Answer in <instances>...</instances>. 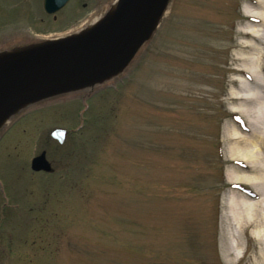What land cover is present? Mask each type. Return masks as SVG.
Returning <instances> with one entry per match:
<instances>
[{"label":"rangeland","instance_id":"1","mask_svg":"<svg viewBox=\"0 0 264 264\" xmlns=\"http://www.w3.org/2000/svg\"><path fill=\"white\" fill-rule=\"evenodd\" d=\"M248 1L168 0L127 66L1 118L0 264H264L224 219Z\"/></svg>","mask_w":264,"mask_h":264},{"label":"water","instance_id":"2","mask_svg":"<svg viewBox=\"0 0 264 264\" xmlns=\"http://www.w3.org/2000/svg\"><path fill=\"white\" fill-rule=\"evenodd\" d=\"M68 0L48 12H54ZM51 2L46 0L45 6ZM168 0H120L112 18L100 30H92L79 44L58 46V41L23 58L0 63V119L21 103L74 89L103 79L132 58L152 33ZM20 60V64H15ZM124 65V66H122ZM33 172L52 171L42 151L30 162Z\"/></svg>","mask_w":264,"mask_h":264},{"label":"bare ground","instance_id":"3","mask_svg":"<svg viewBox=\"0 0 264 264\" xmlns=\"http://www.w3.org/2000/svg\"><path fill=\"white\" fill-rule=\"evenodd\" d=\"M119 2L120 0H114L104 17H96L80 30L59 39L58 46L79 44L92 30H100L103 27L101 22L113 17ZM243 12L246 26L240 30L242 41L239 44L242 64L234 68L240 79L237 80V90L229 92L228 101L232 104V109L242 115L245 125L233 127L225 134L228 161L225 180L230 195L224 198L228 205V214L222 219L233 223L240 232H248L260 244L261 251L256 259L262 260L259 261L261 263L264 261V80L262 74L260 75L250 65L264 71V65L260 60L261 56L264 57V46H259L261 31L264 28V0H249ZM132 59L125 65L127 66ZM14 63L21 62L16 60ZM103 79H94L92 83ZM259 83L262 88L257 89ZM88 84L74 89L93 87ZM26 104L23 102L18 106ZM238 244L237 242L233 248L223 246L224 256L232 253L234 260L242 257Z\"/></svg>","mask_w":264,"mask_h":264},{"label":"flooded vegetation","instance_id":"4","mask_svg":"<svg viewBox=\"0 0 264 264\" xmlns=\"http://www.w3.org/2000/svg\"><path fill=\"white\" fill-rule=\"evenodd\" d=\"M60 0H0V63L6 59L23 58L47 48L68 31L96 17H104L114 0H68L54 12ZM68 8L73 13L70 15ZM70 26V27H69ZM71 28V29H70Z\"/></svg>","mask_w":264,"mask_h":264}]
</instances>
